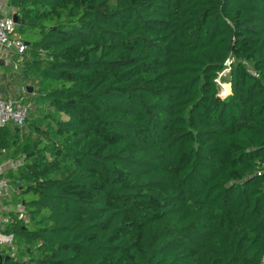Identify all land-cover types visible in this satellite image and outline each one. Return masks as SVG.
I'll return each instance as SVG.
<instances>
[{"label": "trees", "instance_id": "1", "mask_svg": "<svg viewBox=\"0 0 264 264\" xmlns=\"http://www.w3.org/2000/svg\"><path fill=\"white\" fill-rule=\"evenodd\" d=\"M8 6L46 109L0 130L35 197L0 264H264V0Z\"/></svg>", "mask_w": 264, "mask_h": 264}, {"label": "rangeland", "instance_id": "2", "mask_svg": "<svg viewBox=\"0 0 264 264\" xmlns=\"http://www.w3.org/2000/svg\"><path fill=\"white\" fill-rule=\"evenodd\" d=\"M0 2H3L4 8L6 7L5 4H8V0H0ZM3 11L5 12L4 9ZM2 15L4 16L5 13H0V16ZM25 56L27 58L28 54L26 53ZM22 61L21 57L11 56L6 60L4 65L0 66V95L5 99L21 100L29 110L28 120H32L36 118V116H40V113H43L46 107L39 97L41 93L39 87L36 86L37 80L33 77L24 75L25 73H23ZM232 62L233 61H231V63ZM229 74L230 71L228 69L226 73H223L217 81L219 95L221 97H225L228 89L227 85H230ZM28 88H31V92H29ZM26 125L27 123L23 129L28 132ZM16 166L17 164L14 165L10 154L7 151L0 150L1 177L7 180L9 184V193L11 196H7L6 198L11 204L10 207L14 209L13 212L18 210L20 204L22 205L24 202H31L35 198L33 194H15L17 192L16 174L12 173V169H15ZM0 201H3V199ZM2 251L5 256L10 254L11 257L17 260V262H22L29 257L27 256L28 251L26 250V246L24 244H19L17 241H14L11 247H3Z\"/></svg>", "mask_w": 264, "mask_h": 264}, {"label": "built area", "instance_id": "3", "mask_svg": "<svg viewBox=\"0 0 264 264\" xmlns=\"http://www.w3.org/2000/svg\"><path fill=\"white\" fill-rule=\"evenodd\" d=\"M13 16H0V62L4 64L11 56L21 57L22 61L28 50L27 45L17 37L18 25ZM28 115L29 110L21 100L5 99L0 95V130L8 126L24 127ZM9 190L7 180L0 177V200L9 195ZM16 219H26L23 205H20L13 213H6L0 207V255L3 253V247H11L15 241L14 235L7 234L4 230L7 226L14 224Z\"/></svg>", "mask_w": 264, "mask_h": 264}, {"label": "crops", "instance_id": "4", "mask_svg": "<svg viewBox=\"0 0 264 264\" xmlns=\"http://www.w3.org/2000/svg\"><path fill=\"white\" fill-rule=\"evenodd\" d=\"M1 5H3V2H0V12L1 13L3 12V13H5V15H7L9 13H10L9 15H13L14 14L13 13V10L8 6V4H5V6H6L5 8H4V5L3 6H1ZM3 9L5 10V12L3 11ZM7 196H11V194L9 193V195H7ZM6 197L3 198V201H0V207L3 208L4 212H6V213H12L14 209L10 207L11 204L9 203V201L7 200ZM5 200H7V201H5ZM20 205H19V207H20ZM22 205H23V203H22Z\"/></svg>", "mask_w": 264, "mask_h": 264}, {"label": "water", "instance_id": "5", "mask_svg": "<svg viewBox=\"0 0 264 264\" xmlns=\"http://www.w3.org/2000/svg\"><path fill=\"white\" fill-rule=\"evenodd\" d=\"M13 18H14L16 24H17V23H18V16L15 14V15L13 16ZM2 65H4V63H3V62H0V66H2ZM230 86H231V85H230ZM28 90H29V92H31V88H29ZM9 259H10V257H7V258H6V260H9ZM1 264H4V262H2Z\"/></svg>", "mask_w": 264, "mask_h": 264}]
</instances>
